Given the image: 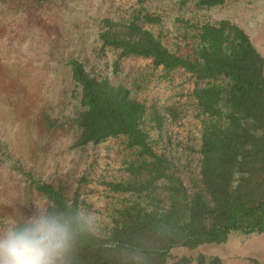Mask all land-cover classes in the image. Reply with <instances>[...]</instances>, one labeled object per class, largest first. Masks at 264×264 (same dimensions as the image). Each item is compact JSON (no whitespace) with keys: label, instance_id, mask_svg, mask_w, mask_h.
<instances>
[{"label":"trees","instance_id":"obj_1","mask_svg":"<svg viewBox=\"0 0 264 264\" xmlns=\"http://www.w3.org/2000/svg\"><path fill=\"white\" fill-rule=\"evenodd\" d=\"M30 1L41 6L58 0ZM225 1L196 4L209 8ZM159 21L160 15L140 5L118 19L101 18L97 37L119 57L150 58L164 74L182 70L192 76L201 116L193 151L178 147L172 134L162 141L161 115L73 57L65 60L73 84L68 115H40L48 129L67 124L74 134L71 146L118 136L131 154L126 178L105 182L120 197L99 224L81 213L84 202L76 194L70 198L23 171L51 207L85 218L69 264H165L173 247L193 249L223 243L234 232L264 231V56L228 19L197 24L191 51L179 54L148 26ZM219 263L215 256L196 257V264Z\"/></svg>","mask_w":264,"mask_h":264},{"label":"rangeland","instance_id":"obj_2","mask_svg":"<svg viewBox=\"0 0 264 264\" xmlns=\"http://www.w3.org/2000/svg\"><path fill=\"white\" fill-rule=\"evenodd\" d=\"M197 0H58L36 6L30 0H0V228L9 218L30 215L37 201L46 203L23 171L77 195L81 213L95 224L108 220L117 197L106 181L126 178L131 157L122 137L71 146L72 129H48L40 115L64 118L72 107L73 84L68 57L81 61L94 75L127 87L155 111L162 141L168 134L180 148L193 151L201 116L192 97L194 79L176 70L164 74L150 58L119 57L102 47L99 20L118 19L143 5L160 21L148 25L163 43L179 54L189 53L201 22L228 19L241 27L264 56V0H226L201 8ZM196 146V145H195ZM165 264H196V257H218L219 264H264V231L234 232L223 243L193 249H170ZM186 258L180 261V259Z\"/></svg>","mask_w":264,"mask_h":264},{"label":"clouds","instance_id":"obj_3","mask_svg":"<svg viewBox=\"0 0 264 264\" xmlns=\"http://www.w3.org/2000/svg\"><path fill=\"white\" fill-rule=\"evenodd\" d=\"M30 215L0 228V264H69L84 216L37 201Z\"/></svg>","mask_w":264,"mask_h":264}]
</instances>
